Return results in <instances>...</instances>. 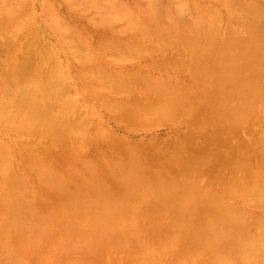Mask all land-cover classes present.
Instances as JSON below:
<instances>
[{"label":"rangeland","instance_id":"374dc122","mask_svg":"<svg viewBox=\"0 0 264 264\" xmlns=\"http://www.w3.org/2000/svg\"><path fill=\"white\" fill-rule=\"evenodd\" d=\"M147 1L122 0V3L128 2L127 4L123 3L124 9L127 8L126 10H130L134 14L137 13L135 11H138L139 13L136 16L140 21H144L149 15V20L152 21H150L151 26L149 28L155 26L154 32L158 35L162 34L164 37L151 40L141 38L142 40L130 45L131 39L129 36H134L136 34L134 33L135 30L130 31L131 34L128 36L117 33V27L90 26L88 21L83 19V14L77 9H67L68 4L65 0H0L1 6L5 8L13 6L16 15L22 18V26L14 31V33H19L16 36V34L13 35V31H9V29L7 31L6 24H9V21L0 12V33L5 32H2L3 35L0 34V80L2 81L10 78L9 74L14 71V65L19 73H16L17 70L13 73L21 79L23 76L24 78L28 76V73L27 76L24 74L27 68L25 66H29L34 62V64L38 63L37 52H39L40 46L37 44H40V40L35 38V36L38 37L36 33L34 36L30 35L35 31L33 28L38 24L40 26L49 25L50 22H53L52 18L59 21L61 16V19L68 18L67 22H72L76 27V29L72 27L70 29L61 28L59 38H52V42L46 40L52 46V55L59 54L61 56V64H64L63 69L65 68V71L72 73L70 80L67 81L68 87L61 85L62 80H59L57 74L52 73V79L56 80V84L60 81V87L57 92L55 91L48 98H43L41 96L43 93H41L38 98L41 105L37 109L40 113L44 112L46 118H49L50 121L67 120L68 124H72L73 128L67 132L68 136L66 133L64 135V133L59 132L57 129L59 126H55L54 122L43 126L35 124L33 126L36 129L30 126L33 129L32 131L31 129L29 131V128L28 132L22 130L20 123L27 119L28 110L20 112L17 110L14 119L10 121L14 125L17 124L15 127L8 126L7 128V125L6 127L0 125V136L7 144V148L4 149L7 153L8 166L5 174H8L9 177L20 178L25 185L24 188L19 187V191H14V199L17 201L16 196L19 197L20 210L17 211L16 206H14L16 202L13 203L12 207L9 205L7 210L5 205V208L3 207V192H8L0 187V216L2 217L0 223L10 222L14 216L25 219L31 218L33 215L46 217L51 214H60L61 207L70 199L76 200L75 202L78 204L80 200H83L84 203V200L94 199L96 196L104 199L110 196L111 200L117 202L118 211L114 214L125 218L140 217L135 222L145 224L142 227V233L147 244L149 242V246H156L157 248L160 244L158 243L161 238L160 234L165 233L168 227V232L171 231L175 225L173 223L174 219L180 215L191 214L186 210L185 212L177 210L182 208L181 203L173 202L174 198H179L182 195L181 190L176 188L177 186L189 184L195 180L198 192L199 189L205 188L211 195L224 196L229 186H231V189L234 190L235 188L238 191L239 189L236 186H238L239 181L244 179L241 176L246 178L249 175L251 176L252 173L254 174L252 169L256 164L255 162L264 159V147H262L264 146V122L261 125L246 124L242 128L239 123L235 122L236 120L231 118L234 112L239 110L240 102L235 98L233 90L234 82L238 83L240 77L225 76L224 74V70L231 60L230 58L227 59L228 51L215 49L216 46L222 45L219 41L197 38L191 42L187 36L174 30L175 28L165 29L166 24L173 25L172 18L175 14L171 12L174 10L172 8L170 14L167 13L165 4L166 2L168 4L169 0H152L150 4H147ZM186 1H184L185 4ZM188 1L191 4L194 1L202 2L203 0ZM210 1L224 13L225 7L222 4L219 5L220 0ZM170 2L175 7L180 4V2L177 3L178 0H171ZM185 4L183 3V6L186 9ZM147 7L153 11L147 10ZM185 9L182 10V13L185 14L184 12L187 11L189 14L186 13L183 16L179 13L182 16H178V19L175 16L173 18L175 22L173 23L179 21L181 29L186 32L188 23L185 22V17H191L188 18V22H190L189 20L193 16L190 14L192 10ZM21 12L23 13L22 16L20 15ZM78 12L81 15H78ZM50 14L55 15L50 16ZM138 17H143V20ZM183 19L185 20L183 21ZM79 28L86 33H82ZM21 33L23 35L29 33L28 37L30 41L32 40L31 42L36 39L34 40L35 43L33 42L34 45L29 44V38L22 36ZM74 33L80 36V40L76 41L75 44L80 48L76 50L87 53L88 60H80L75 54L70 55L67 50L62 49L64 43L67 44L71 39L73 41ZM21 37H25L24 40ZM103 37L111 38V40H105ZM121 37H126L128 40L121 41L118 39ZM10 38L12 40L15 38V43L18 42V39H21L17 43L19 46L12 43ZM10 41L16 49L21 47L22 51L19 49V52L18 49L14 50V48L11 51L10 47L14 46H10ZM21 41L23 42L21 43ZM26 43L30 46H27ZM134 45L141 47V52L132 54L130 57L124 54L123 50L125 48ZM143 49H145V52H143ZM14 51L18 52L16 53L17 56ZM25 52L27 53L25 54ZM234 52H236V49H233L231 54H234ZM33 56L36 61L33 60ZM18 61L21 65L18 64ZM29 61L32 63H29ZM41 65L43 68L38 69V71L41 70V74L38 72L40 75L38 78H43L45 75V65L43 63ZM9 66H13L11 68L13 71L10 72ZM31 66H29V69L32 68ZM251 66L248 65L246 68L252 69L253 65L251 64ZM86 68H89V70ZM226 72H230V70ZM13 73L12 75H14ZM31 74L29 77L33 76ZM247 74L248 79L252 81L258 79L250 71ZM61 86L63 90H61ZM160 96L169 98L171 104L174 105L176 116L174 119L171 118L154 124H141L145 127L139 128L136 125L137 119L132 116L131 108L137 104L146 105L147 100L155 101ZM57 105L58 107H56ZM107 106L110 109H115V106H124L126 110L121 112L116 110L114 112ZM48 107L53 108V110L51 111ZM13 121H19V123ZM18 124H20L19 128L17 127ZM8 125L10 124L8 123ZM235 146L237 147L235 148ZM42 163L54 168L60 176L61 186L63 185L65 188L61 187L60 184H48L42 181L44 176L39 171ZM263 174L264 172H261V177H264ZM237 176H239V179H237ZM102 186L106 187L102 188ZM161 187H168V189L165 188V191ZM104 190H107L111 195L108 193L103 194ZM144 191L147 192V196L139 200V195ZM229 197L233 204L231 206L244 205L246 209L254 212H251L253 216L249 213L250 217L256 219V216H260L257 218L264 219V206L261 207L255 202L242 201L241 195H237V192H232ZM12 201H14L13 197ZM248 202H250V205ZM1 211L6 215L2 214ZM248 220H251V218ZM252 221L255 222L256 220L249 221V224H254ZM258 221L257 223L260 222ZM160 223H163V226ZM257 226L261 230L262 227L259 224ZM251 227V230L255 231L257 229L255 226ZM9 228V230L7 228V231L10 232L8 236H11L15 243L17 242L13 245V249L19 254L15 255L21 257L24 260L23 262L26 261V264H44L43 260L46 258L48 260L52 255L42 252L40 249L36 251L33 258H30L29 253L35 254V247H33L35 244L31 245V242L27 241L31 245H29V249H33V252L31 250V252H28L26 241H21L25 235L16 236L18 233L21 235L23 230L16 229L17 232L16 227L11 229L9 226ZM32 230L34 231V229ZM260 234L263 236L264 230ZM152 236L154 239H151ZM18 245L21 246V249ZM25 248L27 250L23 252ZM63 251L64 249L58 250V248L53 250V253H58V255H53L59 258H51L52 260L58 259L55 260L56 262L52 261L51 264H66L65 261L70 260V252L72 253L71 256L77 255L76 257H80V259L83 257L72 247L68 249L69 253L67 250L64 253ZM122 252L104 257L105 261L103 262L100 254L94 252L93 264H129V258L131 257L143 258L151 255L158 259V264H171V259L173 260L176 256L175 253H169L166 257L160 254V256L162 255L160 257L158 253H153V249L151 252L141 250L139 252L136 250L129 253ZM137 253L140 255H136ZM66 257L69 260H66ZM177 258L176 256L175 259ZM46 261L45 264L49 262V260Z\"/></svg>","mask_w":264,"mask_h":264},{"label":"bare ground","instance_id":"6f19581e","mask_svg":"<svg viewBox=\"0 0 264 264\" xmlns=\"http://www.w3.org/2000/svg\"><path fill=\"white\" fill-rule=\"evenodd\" d=\"M65 1L68 4L67 9H71V10L77 9L81 14H83L84 16L83 19H86L89 23L88 25L90 26H95V27L107 26L109 28L117 27L118 28L117 33H119L120 35L126 34L128 36L129 34H131L130 31L135 30L134 33L136 34H134V36H129L131 39V41L129 39V41L131 42V43L129 42L130 45L142 39L151 40V39L164 37V35L162 34L158 35L154 32L156 28L155 26L149 28V26H151L150 24L151 20H149V15L148 17L146 16L148 12L146 13L145 17L148 18L146 19L149 22H145L147 21L146 19L144 21H140V19L139 20L137 19L136 14L139 13L138 11H135V13L136 12L137 13L134 14L130 10H126L127 8L124 9L125 6L123 3L127 4L128 2L122 3V0H69V1L65 0ZM151 1L152 0H148L147 4H150ZM170 1L171 0H169L168 4L167 2L165 4L167 13L169 12L170 14V11L174 9L171 12H174L176 14V15L174 14V17L176 16L175 18L180 16V14H182L183 16H185L186 13L187 15L189 14L187 11L184 12L185 14L182 13L183 12L182 10L185 9L183 3L185 4L184 1L186 0H181V1L178 0L177 3L180 2V4L183 1L181 5L180 4L178 5L176 3L178 7H175V5L172 4ZM219 2H220L219 5L222 4L225 7L224 13H222L220 9L216 8L210 0L209 1L203 0L202 2L194 1L191 4H189L190 2L187 0L185 4L186 5L185 10H192V12L190 11L191 12L190 14H192L193 16V18L189 20L190 22H188V18L190 19L191 17H185L186 20L183 19V21L185 20V22L188 23V25L186 24L188 27L187 29L188 32L187 30L185 32L181 29V25L179 21L173 23L175 22L173 20L174 18L173 16H171L173 17L172 18L173 25L166 24L167 26H164V28L165 29L175 28L174 30H177L182 35L187 36V38L190 39L191 42H193L194 39L197 38L221 42L222 45H220L219 47L216 46L215 49L219 48L220 50L228 51L229 54L227 56V59L229 58L231 59L228 67L224 70L225 76L233 75L240 77L238 83L234 82L235 84L233 90L236 96L235 98L240 102L239 110L238 112H234L231 118L236 120L235 122L239 123L242 128H244L246 124L261 125L264 122V0H220ZM149 7L151 8L152 6ZM149 7H147L148 8L147 10L151 11ZM181 7L184 8L182 9ZM128 9H130L129 6ZM0 12L2 13L3 16L6 17V20L9 21V24H6L7 31L9 29V31H13V35L16 34L17 36L19 33L18 32L14 33V31L15 30L17 31V29H19V27L22 26L21 25L22 18L16 15L15 8L13 6H9L8 8H5L4 6L0 5ZM79 12L78 15H81L79 14ZM23 13L21 12L20 15ZM177 13L180 14L178 15ZM171 14L173 15V13ZM54 15L50 14V16H54ZM150 17L152 18V16ZM138 18H142L143 20V17H138ZM67 19L64 18L61 19L60 16L59 21L58 19L55 20L52 18L53 22H50L49 25L47 24L40 26L38 24L36 27H34L33 29L35 31H33V33H31L30 35L34 36L36 33L38 37L35 36V38L40 40L39 41L40 44H37L40 46L39 47L40 50L39 52H37L38 57L36 56L37 58H39L38 63L36 62V64H34L35 62L33 60L36 61V58H34L35 56L34 53V56L32 57L33 58L32 62H34L33 63L34 65L33 64L29 65V66L33 65L31 66L32 68L30 67L31 69H29L28 65L25 66L23 64L25 67H27L30 70L29 71L26 68V70H28V72H26V70L24 69L26 72V73L24 72V74H26L25 76H27L28 73V76L26 78H24L23 76V78L20 79L19 77L15 76L17 74L13 72L17 70L16 73L17 72L19 73V71L18 69H16L14 63L13 64L15 67L13 68L14 71L11 69L13 66L12 67H10L11 65L9 66L10 72L13 71L9 74L10 78L6 79L5 81L0 80L1 81L0 84V125L1 126L4 125V127H6L7 125V128L8 126L15 127L17 124L14 125L12 122L11 124L10 121L14 119V116L17 114V110L19 112L22 110H28L29 113L27 119L23 123H20L21 125L18 124L17 126L19 128L20 125L21 126L20 128L22 130L25 131L27 130L28 132V128H29V131L30 129L32 131L33 130L32 128L36 129L33 126L35 124L39 126H43V125H49L53 122L55 126H59L57 129L59 130V132L64 133V135L65 133L67 134L68 131L72 130L73 128L72 124H68L67 120L50 121L49 118H46L44 112L40 113L37 110L38 107L41 105L38 100L40 94L43 93L41 96L43 98H48L53 95L52 93H54L55 91L57 92L58 88L60 87V81H58L59 83L57 82L56 84L55 82L56 80L54 81L52 79L53 76L52 73L57 74L59 80L60 79L62 80L63 83L61 85H65L66 87H68L67 81L70 80L72 72L70 71L67 72L64 70L65 68L63 69L64 64L63 65L61 64L62 63V61L60 60L61 56L59 54L54 56L52 55L53 53L51 51L52 46H50L48 42V41L52 42L53 41L52 38L60 37L59 33L61 28L70 29L72 27L76 29L75 25H73L72 22L70 23H68L69 21L67 22ZM170 21L168 22L169 24ZM80 30L82 31V33L84 34L86 33L84 30L82 29ZM2 32L0 34L3 35V33L5 32L3 33ZM28 34L23 35L21 33L22 36H27V37ZM79 37L80 36L75 34L73 36L74 38L73 41L71 39L73 43L71 41H68L67 44L64 43L62 49L67 50L68 54L70 55L75 54L80 60L85 61L86 59L88 60L89 58L88 56H86L88 54L83 52L82 50H76L77 48H80L77 45H75L76 41L80 40ZM24 38L25 37H23L22 40H24ZM36 39H33L34 43H35L34 40ZM104 39L111 40V38L108 39L107 37ZM118 39L121 41L128 40L126 39V37L125 38L121 37ZM13 40L12 43H15L16 39L14 40V42ZM19 40L21 39H18L17 43H19ZM31 41L29 38L28 43L32 45L33 42ZM22 42L23 41H21V43ZM17 43H15L16 46L18 45ZM10 46H14L13 44H11V41H10ZM13 48L14 50L18 49V48L16 49L15 46L10 47V49H12L11 51H13ZM20 48L21 47H19V49ZM140 48L141 47H138V45H134V46H130L129 48H125L123 52L124 54H127L130 57L132 56V54H136V53L138 54L139 52H141L142 49L140 50ZM233 49H236V52H234V54H231ZM27 52H25V54ZM143 52H145V49H143ZM16 53L18 52H15V54ZM11 56L12 54L10 55V57ZM10 60L12 61L13 59ZM32 62L29 61V63ZM42 63L45 65L44 67L46 69L44 71L45 75L43 78H38L40 77L39 73L41 72V70L38 71V69L42 67L41 65ZM18 64L21 65L20 61H18ZM251 64L253 65L252 69L246 68L248 65L251 66ZM20 68L19 70H21ZM86 69L89 70V68ZM205 69L207 70V68ZM229 70L230 72H226ZM246 71L247 72L250 71L251 74H254L255 77L258 79L256 81H252L248 79L249 77ZM12 73L14 75H12ZM30 74L33 76L29 77ZM61 90H63L62 86H61ZM58 105L56 107H58ZM115 107H116L115 109L111 108L112 111L114 110V112L116 110H119L120 112L126 110V107L124 106H115ZM49 108L50 107H48V109ZM52 110L53 108L51 109V111ZM131 112H132V116L135 119H137L136 125H138L139 128L145 127V125H141V124H147V125L154 124L160 121H166L167 119L168 120L171 118L174 119V117L176 116L174 113V105L171 104L168 97H164V96H160V98L155 99V101L147 100L146 105L143 106L137 104L135 107L133 106L131 108ZM15 122L19 123V121H15ZM8 123L10 125H8ZM30 126L33 127L31 128ZM236 147L237 146H235V148ZM5 148H7L6 141L0 136V178H1L0 187L2 189L7 190L8 192V193H5L6 191L3 192L4 197H3L2 205L4 208L6 206L5 209L7 210V208H9V205L12 207L13 203L16 202L15 204L17 205L14 204V206H16L15 209L17 211L20 210L19 197L16 196V199H18L17 201L14 199L15 197L13 196L14 191L15 190L19 191V187L24 188L25 185L20 180V178L14 176L9 177L8 174L7 175L5 174L6 169L8 167L7 153L4 150ZM255 163L256 164L253 166L252 169V171H254V174L252 173L251 176L249 175L246 178L244 176H241L244 179L239 181L238 186H236L238 187L237 189L239 190L237 191L235 188L233 190L231 189V186H229L224 196L217 197L215 195H211L210 192L205 188L199 189L198 192V189L195 184L196 182L195 180H193V182L189 184H181V186L180 185L177 186L176 188H179L181 190L182 195L179 198L176 199L174 198L173 202L176 201V203L182 204L181 206L182 208L177 209L178 211L185 212L186 210L191 214L180 215L178 217L175 216L176 218L174 219L173 222L175 223V225L173 226L171 231L168 232L169 229L168 227L165 233L161 232L162 233L160 234L161 238L159 239L160 242H158L160 244L157 248L156 246L155 247L149 246L148 245L149 242L147 244L146 239L144 238V235L142 233V229H143L142 227L145 224L142 225L141 222L140 223L135 222L140 217L137 218L133 216H131V218L118 217L117 214H114L118 211L116 205L117 202L111 200L110 196L109 197L107 196L105 199L100 198V196H96V198L94 197V199L92 198L90 200L89 199L84 200V203L83 200H80V202L78 203L79 206L77 202H75L76 200L74 201L73 199L72 200L70 199L71 201L70 200L68 202L66 201L64 205L61 207V211H60L61 215L51 214L50 216H46V217L33 215L31 218H25V219L21 218L22 220L19 219L18 216L17 217L14 216L12 218L13 220L10 222L7 221V223L5 222L4 224H2L3 222L0 223L1 225L0 251L2 252V254L0 255V262H1L0 264L27 263L26 261L23 262L24 260L21 257L15 255L17 253L19 254V252L13 249V245L17 244V242L15 243L14 240L11 239L12 237L8 236V233L10 235V232L7 231V228L8 230L10 229L9 226L11 227V229L16 227L15 230L16 229L23 230V232L21 231L22 234L20 233L21 235H19V233L17 235L14 233L16 236L25 235L22 237L23 240L21 239V241L23 242L26 241V248L28 250L25 248L23 252H26V250L28 252H31L33 250V249H29L30 244H28L29 242L27 241H30L31 245L35 244V246H33L35 247L34 249L35 254L29 253L30 258L31 257L33 258L34 257L33 255H36V251L40 249L42 252H47L52 255L53 254L58 255L57 253L58 251L56 252L57 254L53 253V250L55 248H58V250L64 249L63 251L64 253L66 250L68 251V249L71 247L83 256L81 259L80 257H76L77 255L71 256L72 255L71 253L72 249H71L69 250L71 251L70 252L71 254L68 251L70 258L69 256H67L70 260L67 259V257L65 258L66 260H69V261H65L66 264H93L92 258L93 259L95 258V254H93L94 252L100 254L101 261L103 262L105 261L104 257L106 258V256H109L110 254L117 255L118 252L123 253L122 251H124L125 253H129L132 250L133 251L136 250L138 252L140 250L143 252L144 251L151 252L152 249H153V253H158L159 256L160 254H162L163 256L165 255L166 257V255H169V253H175V255L178 258L175 259L176 258L175 256L173 260L171 259L170 261L171 264H210V263L211 264H263L264 235L261 236L260 233L264 230V222H263L264 219L257 218L260 216H256V219H253L255 218L252 217L253 216L252 213L254 212L250 211L249 209H246L245 208L246 206L244 205L243 206L238 205L236 207L231 206L233 204L229 197L232 192H237V195L238 194L241 195L242 201L243 200L250 201L251 203L255 202L261 205V207L264 206V177H261L262 176L261 172H264V159L262 160L259 159V161ZM243 164L245 165V163ZM231 167L233 168V166ZM39 171L44 176L43 180L41 179L44 183L60 184L61 186L62 183L60 176L57 174V172L54 170L53 167H51L48 164L43 165L42 163ZM237 177H238L237 179H239V176ZM61 187H63V185ZM105 187L106 186H102V188ZM163 188L164 190L165 188L168 189V187H161V189ZM107 193L111 195L107 190L103 191V194H107ZM146 196H147V192L144 191V193H141L138 198L139 200H141ZM12 197L14 201H12ZM250 202H248L249 205ZM248 210L249 212H247ZM9 211L11 212V210ZM1 212L2 214H5L3 213V211ZM249 213L252 215L251 217L249 216ZM247 218L248 219L251 218V220L254 221L256 220V221L255 222L252 221L254 224L252 223L249 224V221L251 222V220H248ZM0 219H2V217ZM257 221L259 223H257ZM258 224L262 227L261 230L260 227L258 228L257 226ZM161 226H163V223L161 224ZM254 226L258 230L256 229L254 231L250 229V227L253 228ZM31 229H34V231L32 230L33 231L32 236H31L32 233ZM146 235L148 236L147 233ZM51 238H53L54 241H52L53 239L51 240ZM151 239H154V237ZM120 254L119 256L122 255ZM52 255L48 259L49 262H47L48 261L47 258L43 260L44 264L46 260H47L46 264H51L52 261L54 262L55 260L56 261L58 260V259L52 260L51 258L54 259V257L55 258L58 257ZM136 255H140V254L137 253ZM17 256L19 257V259ZM172 256L174 255L172 254ZM77 258H79L80 260ZM163 262L165 263V261ZM129 264H158V259H155L153 255L143 258H136L134 256L133 258L132 257L129 258Z\"/></svg>","mask_w":264,"mask_h":264},{"label":"crops","instance_id":"0c3cea01","mask_svg":"<svg viewBox=\"0 0 264 264\" xmlns=\"http://www.w3.org/2000/svg\"><path fill=\"white\" fill-rule=\"evenodd\" d=\"M19 249H21V246L19 245ZM0 250H1V248H0ZM1 252V251H0ZM2 254V252L0 253V255Z\"/></svg>","mask_w":264,"mask_h":264}]
</instances>
